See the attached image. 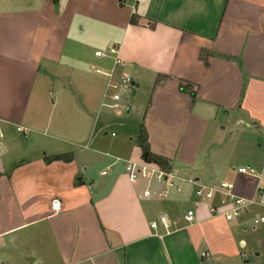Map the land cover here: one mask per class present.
<instances>
[{
	"label": "crops",
	"instance_id": "1",
	"mask_svg": "<svg viewBox=\"0 0 264 264\" xmlns=\"http://www.w3.org/2000/svg\"><path fill=\"white\" fill-rule=\"evenodd\" d=\"M95 68L147 83L143 119L103 112L110 80ZM254 128L264 130V0H0V264H264L249 230L264 214ZM141 130L183 178L167 198L145 200L150 182L129 180L127 164L145 163ZM61 155L71 159L47 162ZM222 182L257 202L243 218L213 215L221 194L196 195Z\"/></svg>",
	"mask_w": 264,
	"mask_h": 264
},
{
	"label": "built area",
	"instance_id": "2",
	"mask_svg": "<svg viewBox=\"0 0 264 264\" xmlns=\"http://www.w3.org/2000/svg\"><path fill=\"white\" fill-rule=\"evenodd\" d=\"M110 54L116 55L114 61L117 67L122 66L123 61L118 56L119 48L114 47L111 49ZM98 57H104L105 53L102 51L97 52ZM95 72L99 75H103L110 80L109 88L112 90L109 95L110 103L107 105L109 108L119 111L124 110L128 114L131 112L132 108L130 104L123 103L124 95L129 93L135 95L136 82L134 78L125 73H116L114 70L106 72L100 68H95ZM19 132H26V129L18 127ZM113 136L115 134L113 133ZM126 171L129 177V180L132 183H136L141 179H145L150 182L149 186L143 193V199L152 200V199H164L167 198L173 189L181 190V187L178 186V181L183 180L178 172H173L171 170H164L153 163H131L129 162L126 167ZM237 172L240 174L246 175H256L254 169L247 167H240L237 169ZM152 182L163 183L165 187L161 190L154 189ZM190 183H195L193 180L189 181ZM261 193H263L261 191ZM217 194H221L222 198L220 200V205L216 208H212L213 215H223L227 220L231 221L237 218H243L244 215L249 212L251 206L257 204L255 200H249L242 197H239L234 193V186L228 182H222L219 188L208 187L205 185H199L196 190V195L200 198H205L212 200ZM53 210L55 213L61 211V203L58 200H54L52 204ZM186 221L188 223H193L196 220V211L191 209L187 212ZM159 223L164 225L167 232L169 233L171 223L166 216H161ZM158 222L152 223V228L157 229L159 226ZM252 226L254 228L264 227V214L255 218L253 220ZM264 240V239H263ZM207 253H203L202 257H207Z\"/></svg>",
	"mask_w": 264,
	"mask_h": 264
},
{
	"label": "rangeland",
	"instance_id": "3",
	"mask_svg": "<svg viewBox=\"0 0 264 264\" xmlns=\"http://www.w3.org/2000/svg\"><path fill=\"white\" fill-rule=\"evenodd\" d=\"M146 84L147 83L144 82L140 88L136 87L135 88V91H136L135 95H131L129 93L124 95L123 103H125V104L129 103L130 107L132 108L131 114L129 113L130 116L138 115V117L143 119L142 109L140 108V111L136 112L135 107H136V105L140 106L143 104L142 106L145 108L147 106L148 102L150 101L151 90H149L147 88ZM107 92L109 94H111L112 90L110 88H107ZM103 110H104L103 112H105V113H107L110 116L115 117V118L123 119L125 117H128V113L124 110L116 111V110L109 108L108 106L104 107ZM218 126H224V124H221V125L215 124V127H218ZM141 128H142V126H141ZM244 131H245V129H244ZM252 131H254V132L256 131L258 133H255V135L252 134L250 137L248 135L249 138H248V140L246 139V142L248 144L250 143V145H251V143H253V144H256V146H257V144H260L262 146L261 149L257 148L258 150H254V152H252L251 155L254 158H256V160L259 162L258 164H260V166L263 167L264 166V130L261 131L262 133L257 131V129H255V128ZM230 132H231V127H230V125H228L227 130L222 132V134L225 135L227 138L231 134ZM140 133H141V137L145 138L143 130H141ZM136 134H137V129L135 130L134 135H136ZM120 136H122V135H120ZM100 169H101V165L98 164L96 166L95 170L99 171ZM259 213L260 214L264 213V208H261ZM252 229H253V226L250 225L249 230L251 231ZM255 236H256L255 238L258 241L260 240L262 242V247L264 248V240H263L264 239V237H263L264 236V227H258Z\"/></svg>",
	"mask_w": 264,
	"mask_h": 264
},
{
	"label": "trees",
	"instance_id": "4",
	"mask_svg": "<svg viewBox=\"0 0 264 264\" xmlns=\"http://www.w3.org/2000/svg\"><path fill=\"white\" fill-rule=\"evenodd\" d=\"M137 19L138 16L137 15H133L132 19H131V23L133 24H137ZM154 24H151V27L154 28ZM208 53L206 51H202L201 53V59L205 62V64H208ZM157 82H160V79L157 80ZM188 87H182L183 91L188 90ZM144 133V132H143ZM145 135V133H144ZM139 143L142 149V159L144 160V162L146 163H153L156 164L157 166H159L160 168L164 169V170H168L169 169V161L165 158L159 157L157 155H154L151 151H150V147L147 141V136L145 135V138H142L140 136L139 139ZM71 159V157L66 156V155H61V156H57L54 158H51L49 160H47V162H50L52 160H63V161H69Z\"/></svg>",
	"mask_w": 264,
	"mask_h": 264
}]
</instances>
